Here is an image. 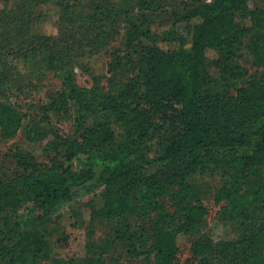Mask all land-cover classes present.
Segmentation results:
<instances>
[{"label": "trees", "instance_id": "16d2710c", "mask_svg": "<svg viewBox=\"0 0 264 264\" xmlns=\"http://www.w3.org/2000/svg\"><path fill=\"white\" fill-rule=\"evenodd\" d=\"M46 1L59 7L58 35L38 30ZM162 5L15 0L0 9L9 69L34 62L65 70L61 86L45 88L42 117L28 127V136L38 129L44 138L48 133L41 129L48 126L54 155L41 163L17 148V170L0 176V264H109V250L117 252L114 260L153 255L155 264H181V241L198 231L209 212L192 177L214 156L228 159L229 177L216 198L235 235L217 241L203 233L191 243L193 258L196 264H264V72L240 86L248 70L237 60L250 36L247 48L264 66V0H198L175 20L185 22L188 50L175 24L164 32L151 28ZM121 17L123 42L138 54L137 72L116 86L117 56L108 62L113 86L104 90L98 84L105 76L91 60L86 70L94 86H79L70 67L107 50ZM209 65L219 74H211ZM13 83L9 71L0 70V138L17 135L26 117L11 100ZM53 112L74 118L68 135L50 130ZM98 190L104 202L91 212L90 223L116 220L110 235L91 240L86 259H51L64 232L56 237L50 227L59 226L62 207Z\"/></svg>", "mask_w": 264, "mask_h": 264}, {"label": "rangeland", "instance_id": "374dc122", "mask_svg": "<svg viewBox=\"0 0 264 264\" xmlns=\"http://www.w3.org/2000/svg\"><path fill=\"white\" fill-rule=\"evenodd\" d=\"M160 1L163 5L158 13L152 16L151 28L156 32H164L175 24L184 38V48L188 50L191 47V37L186 33L185 22L178 21L175 23V20L178 16L184 15L198 0ZM14 3L15 0H0V9L12 7ZM250 5L254 6V2L251 1ZM41 7L47 12V15L42 23L38 25L39 32L58 35L59 28L57 20L59 17V7L54 4V1L42 2ZM113 25L116 30V36L110 46L106 48L107 50H102L93 58L91 57L92 59L90 57H82L70 67L75 73V80L79 86L86 88L94 86L92 75L86 70L91 60L95 63V68L100 71V74L105 76L98 84L104 90L113 86L110 80L112 72L108 71V62L112 59H117V56L121 58V66L116 70L114 75L116 86L119 82H123L137 72L134 69V65L136 60H138V54L134 53V50L126 46L123 42V35L127 28L124 18L121 17L118 23ZM4 39L5 37H0V70L9 71L11 81L14 82L10 91L11 100L20 106L22 111L25 112L26 117L23 127L17 135L9 138H0V176L10 175L17 170L16 162L13 158V153L17 148L21 147L32 152L41 163L49 162L51 156L54 155V151L50 149V141L54 138V135L51 131H48V126H44L42 129L40 128L42 132L48 133V136L44 138H40L41 135L38 129L30 133V136L36 134L34 138L28 136V132L30 128L36 125L34 120L42 117L39 114V105L40 99L45 93V88L61 86L65 73V70H46L39 65L36 66L33 64L34 62L28 66L20 63L16 67L9 69L7 62L12 56L8 55L7 48L3 47L2 42ZM249 41L250 36L246 38L238 52V62L248 70L247 75L238 80V85L240 86L246 85L253 75L264 72V66L254 62L247 48ZM144 42L147 43L148 41L145 40ZM208 68L211 74H219V70L215 66L209 65ZM50 117L51 122L49 128L53 132L58 131L63 135H68L72 131L74 125L73 117L71 118L69 115L61 112L50 113ZM120 131H123L122 128H120ZM229 170L227 157L214 156L206 158L202 162L199 171L192 177V181L201 190L202 199L207 205L209 212L198 231L193 233L188 239L181 241L178 255L181 264H196L198 262L199 259L193 258L191 243L203 233L209 234L217 241L229 240L235 235L234 224L224 218L223 211L220 209L221 203L216 198L223 182L229 177ZM165 201L168 203L166 198ZM103 202V195L98 190L86 195L78 194L72 205L65 203L57 218L59 226L51 225L50 227L52 229L54 228V232H57L56 237L62 231L64 232L63 238L59 239L56 243L57 245L51 254V259H86L88 256L87 245L89 242L110 235L111 229L116 224V220L106 221L98 219L96 222L90 223L91 212L94 208L100 207ZM170 211H174V209L170 207ZM75 212H79L80 216L77 217ZM116 253L114 250H109L106 253L105 259L109 264H114V261H117V264H155L153 255H150V257L141 255L134 258L119 256L120 258L118 260H114ZM213 264L225 263L214 260Z\"/></svg>", "mask_w": 264, "mask_h": 264}, {"label": "built area", "instance_id": "2783aa9c", "mask_svg": "<svg viewBox=\"0 0 264 264\" xmlns=\"http://www.w3.org/2000/svg\"><path fill=\"white\" fill-rule=\"evenodd\" d=\"M206 1H210V0H206Z\"/></svg>", "mask_w": 264, "mask_h": 264}]
</instances>
